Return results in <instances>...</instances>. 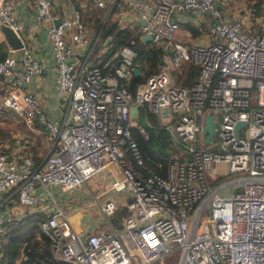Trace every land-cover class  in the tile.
Returning <instances> with one entry per match:
<instances>
[{
  "label": "built area",
  "instance_id": "built-area-1",
  "mask_svg": "<svg viewBox=\"0 0 264 264\" xmlns=\"http://www.w3.org/2000/svg\"><path fill=\"white\" fill-rule=\"evenodd\" d=\"M33 1L47 27L67 108L64 117H49L28 87L44 68L29 45L20 57L10 49L0 58L7 89L0 105L28 125L43 122L50 142L40 161L0 147V255L8 223L40 210L58 264H166L169 254L175 258L169 264H264V9L253 15L247 3L232 16L222 5L227 0H89L107 15L115 9L120 23L162 44L161 69L133 92L125 82L140 67L132 46L92 61L99 33L93 34L81 10L61 17L57 0ZM188 16L203 20L199 35L207 39L176 36ZM0 20L23 30L12 0H0ZM186 60L200 67L188 85L178 82ZM149 111L173 140L161 169L146 163L131 128L145 114V122L134 124L149 138L148 127L155 125ZM208 113L215 132L206 141ZM100 170L110 176L100 192L89 186L93 198L87 204L96 201L108 225L81 233L51 187L75 188ZM226 173L236 174L217 178ZM228 185L233 188L223 190ZM111 191L127 198L118 200ZM8 201L14 202L10 208ZM120 207L125 212L117 223Z\"/></svg>",
  "mask_w": 264,
  "mask_h": 264
},
{
  "label": "trees",
  "instance_id": "trees-1",
  "mask_svg": "<svg viewBox=\"0 0 264 264\" xmlns=\"http://www.w3.org/2000/svg\"><path fill=\"white\" fill-rule=\"evenodd\" d=\"M71 1L75 7L81 10L85 22L94 26L96 33L101 32L102 45L110 37L107 43L109 46L108 51L97 56L94 59L95 62H98L102 57L111 55L125 44L136 50V60L139 62L141 72L134 73L125 79L126 85L131 91L134 92L137 84L145 80L148 74L161 69L160 62L164 52L161 43L154 40L145 41L142 38L141 30L137 26H127L120 23L115 16V9L107 15L106 8L97 6L89 0ZM248 1V5L253 7V15L263 12L264 0ZM6 53L7 50L0 44V58L4 57ZM199 71L200 67L197 64L186 60L178 73V82L191 84L198 77ZM6 109L7 107L0 106V112ZM149 113L156 112L149 111ZM131 128L146 163L153 168L161 169L159 163H165L171 148H173V140L169 131L157 122L154 126L148 127L150 136L145 138L134 123L131 124ZM6 134L7 131H2L0 127V136ZM217 178L224 179V175H219ZM124 212L125 208L122 207L116 211L114 218L117 223H119ZM42 216L43 213L40 210L28 211L21 219L8 223L3 234L0 264H15L17 259L20 260L21 264H58L60 262L53 252L50 236L40 226Z\"/></svg>",
  "mask_w": 264,
  "mask_h": 264
},
{
  "label": "crops",
  "instance_id": "crops-1",
  "mask_svg": "<svg viewBox=\"0 0 264 264\" xmlns=\"http://www.w3.org/2000/svg\"><path fill=\"white\" fill-rule=\"evenodd\" d=\"M229 1L230 0H227L226 4H228ZM12 2L14 4L18 18L23 23V30L20 34L24 40V43L29 45L34 54L44 63L43 70L32 78L28 84V87L32 88L39 94L41 102L48 116L51 118L60 119L64 117L67 108V101L60 94L58 89V72L55 68L54 52L52 44L48 38L46 24L41 20L39 12L36 8V4L33 0H12ZM74 7L75 6L71 0H57L54 3L55 12H57L61 17L71 13ZM231 15L236 16L233 14ZM131 17L134 23H136L137 20H135L136 15L134 12H131ZM189 18L190 21L188 22H180L181 26L176 33V36L178 38L193 40H198L200 38L207 39L206 36L199 35L200 30L197 23L199 21L203 22V20L201 18L198 20V18L195 17ZM1 22L2 21L0 20V23ZM109 39L110 37L105 40V45L102 46L101 51L97 55L91 56L92 61L97 56H100L105 51H108L109 46L107 43L109 42ZM0 44L5 50H7V53L10 51L11 48L5 39L4 33L1 30ZM79 53L82 56V52ZM16 54L20 57L21 48L16 50ZM4 79V76L0 75V98L4 96L7 91ZM0 118H4V122L0 123L2 131H7L6 135L0 136V147L12 148L20 153H30L37 161H40L44 158L46 152L49 149L50 142L47 139L46 129L43 122L36 120L33 125H28L22 116H20L14 109L9 107H7L6 110L0 112ZM38 188L42 189V186L38 185ZM108 194L109 192L106 193V195ZM77 198L78 196L73 199V202L76 205L74 207H70L69 209L66 207L69 199L65 200V202H61L64 208L70 213L74 228L77 231L84 233L86 231H90L91 228L99 227L98 225L102 226L100 222H80L78 216L75 215L80 214L81 209L77 208ZM13 204L14 202L8 201L5 207L10 208ZM15 264H21L20 260L17 259Z\"/></svg>",
  "mask_w": 264,
  "mask_h": 264
},
{
  "label": "rangeland",
  "instance_id": "rangeland-1",
  "mask_svg": "<svg viewBox=\"0 0 264 264\" xmlns=\"http://www.w3.org/2000/svg\"><path fill=\"white\" fill-rule=\"evenodd\" d=\"M247 1L248 0H230L228 4L222 3L225 10H228L230 14L233 15H241L243 12V9L247 7ZM249 2V1H248ZM249 6V5H248ZM229 7V8H228ZM249 22H251V17L248 18ZM90 25V24H89ZM90 27L93 29V34H96V29L94 26L90 25ZM101 33V32H100ZM102 36L98 38L94 45V51L93 56L97 55L100 51L103 45L101 43ZM171 74H173L172 71H170ZM3 97V96H2ZM0 98V100L2 99ZM150 119L154 123L161 122L160 117L156 113H149ZM138 120L141 122H145V114H142L140 118L134 119L133 123H136ZM4 122V118H0V123ZM163 122H167V120L163 119ZM173 148H171V151ZM236 173H226L224 175V179L227 180L230 177L234 176ZM110 175V171L108 170H100L96 174H94L91 178H89L88 183L80 184L79 186L72 188V189H61L59 186L51 187V190L53 194L57 197V200L60 202H65L64 198L67 197L69 199V202H67L66 207L69 209L70 207H74L76 204L73 202V199L78 196L76 199L78 203L85 202L84 206L80 209V214H75L78 216L80 222L84 223H91V222H100L102 224V227L105 228L108 225V221L105 220L100 212V209L98 207V203L96 201H92L87 204L90 199L93 198V192H100L104 188V183L106 182L107 178ZM223 179V178H222ZM89 186L92 187L93 192L90 190ZM233 188V185H228L223 190L227 191ZM225 192H220V194H223ZM110 195L115 196L118 200L120 198H127L125 193L123 191L115 192L111 191ZM103 198V197H102ZM208 210H206L203 214H207ZM114 221L115 218L113 219ZM174 256L172 254H169L165 258L166 264L171 263L174 260ZM159 262H155V264H159Z\"/></svg>",
  "mask_w": 264,
  "mask_h": 264
},
{
  "label": "water",
  "instance_id": "water-1",
  "mask_svg": "<svg viewBox=\"0 0 264 264\" xmlns=\"http://www.w3.org/2000/svg\"><path fill=\"white\" fill-rule=\"evenodd\" d=\"M61 18L56 19L55 21H60ZM144 22V21H142ZM0 30L4 33L5 39L10 46L11 49H19L24 45V40L20 33H18L15 29H13L9 24L1 22L0 23ZM143 40H152V36L148 34H142ZM107 43V42H106ZM160 63H163V60H161ZM140 71V67L136 66L134 68V73L138 74ZM245 123V120H239L236 124L235 131H238V128L240 125H243ZM204 133H206L205 140L208 141L215 132V122L213 119V115L208 113L206 114V122L204 124Z\"/></svg>",
  "mask_w": 264,
  "mask_h": 264
},
{
  "label": "clouds",
  "instance_id": "clouds-1",
  "mask_svg": "<svg viewBox=\"0 0 264 264\" xmlns=\"http://www.w3.org/2000/svg\"><path fill=\"white\" fill-rule=\"evenodd\" d=\"M111 14V13H110ZM109 15V14H108Z\"/></svg>",
  "mask_w": 264,
  "mask_h": 264
}]
</instances>
